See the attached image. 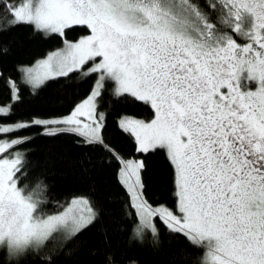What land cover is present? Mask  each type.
I'll return each instance as SVG.
<instances>
[{
  "label": "snow or ice",
  "instance_id": "1",
  "mask_svg": "<svg viewBox=\"0 0 264 264\" xmlns=\"http://www.w3.org/2000/svg\"><path fill=\"white\" fill-rule=\"evenodd\" d=\"M21 24L61 37L75 27L87 30L18 68L33 93L70 73L94 75L95 82L66 115L10 121L20 88L9 78L10 98L0 103V264H24L29 256L55 264L56 249L48 245L57 235L74 240L102 219L86 196L48 213L41 182L31 191L19 186L27 175L20 146L31 137L12 134L31 127L49 137L74 134L115 156L128 196V247H159L163 225L205 249L203 264H264V0H0V34ZM108 82L117 101L151 110L148 120L123 115L117 126L134 138L137 152L166 153L173 208L153 206L143 163L105 143L101 101ZM100 264L124 260L109 250Z\"/></svg>",
  "mask_w": 264,
  "mask_h": 264
},
{
  "label": "trees",
  "instance_id": "2",
  "mask_svg": "<svg viewBox=\"0 0 264 264\" xmlns=\"http://www.w3.org/2000/svg\"><path fill=\"white\" fill-rule=\"evenodd\" d=\"M87 33L86 29L75 27L58 34H44L33 26L21 24L11 31L0 34V103L10 98L9 78L20 88V101L13 107L10 121H29L33 118H47L52 115H66L75 104L90 93L95 82L92 77H82L78 72L68 77H59L46 82L35 93L22 83L20 66H28L60 48L65 40L74 41ZM238 43L245 40L235 36ZM6 49L7 51H4ZM111 82L101 101V110L107 112L106 128L103 132L105 143L125 160L141 161L144 165L141 177L147 200L153 205L164 204L174 207L173 170L164 151L148 153L136 151L133 137L122 132L117 126L123 115L148 120L151 110L140 102L117 101L111 96ZM15 136L31 137L30 142L20 146L26 152V176L21 177L20 187L28 185L31 191L41 182L46 189L42 195L47 203L42 207L54 213L79 196L88 197L102 219L89 227L74 240L65 242L57 235L48 245L56 249L55 264H100L106 251H117L124 264L130 260L136 264H202L204 251L193 248L180 235H172L160 227L161 244L152 247H128L127 234L123 230L125 214L129 210L128 196L118 181L119 162L101 145H85L83 138L74 134H60L54 137L42 134L39 127L27 128ZM17 175H20L19 173ZM0 253V260H3ZM24 264H39L35 256H29Z\"/></svg>",
  "mask_w": 264,
  "mask_h": 264
},
{
  "label": "rangeland",
  "instance_id": "3",
  "mask_svg": "<svg viewBox=\"0 0 264 264\" xmlns=\"http://www.w3.org/2000/svg\"><path fill=\"white\" fill-rule=\"evenodd\" d=\"M43 33H44V32H43ZM44 34H45V33H44ZM86 34H87V33H86ZM86 34H85V35H86ZM82 36H84V35H82ZM82 36H80L78 39H76V40H74V41H68V40H67V41H68V42H76V41H78ZM64 42H65V41H64ZM245 42H246V41H245ZM63 47H64V44H63L60 48H58V49H56V50H54V51L49 52L45 57L36 60L33 64L28 65V66H26V67H31V66L35 65L37 61H41V60L46 59L50 53H54V52H56V51L62 49ZM42 131H43V130H42ZM13 136H15V135H13ZM10 151H11V150H10Z\"/></svg>",
  "mask_w": 264,
  "mask_h": 264
},
{
  "label": "flooded vegetation",
  "instance_id": "4",
  "mask_svg": "<svg viewBox=\"0 0 264 264\" xmlns=\"http://www.w3.org/2000/svg\"><path fill=\"white\" fill-rule=\"evenodd\" d=\"M202 250L205 252L206 250L202 248ZM203 264V263H202Z\"/></svg>",
  "mask_w": 264,
  "mask_h": 264
}]
</instances>
